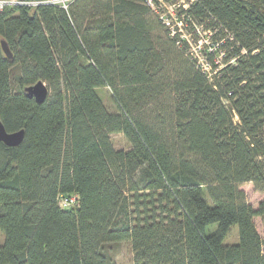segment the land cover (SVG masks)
Masks as SVG:
<instances>
[{
    "label": "trees",
    "instance_id": "16d2710c",
    "mask_svg": "<svg viewBox=\"0 0 264 264\" xmlns=\"http://www.w3.org/2000/svg\"><path fill=\"white\" fill-rule=\"evenodd\" d=\"M187 14L212 33L202 63L143 0L0 10V121L24 131L0 141V264H117L121 241L134 264H264L241 188L264 194V0Z\"/></svg>",
    "mask_w": 264,
    "mask_h": 264
},
{
    "label": "built area",
    "instance_id": "2783aa9c",
    "mask_svg": "<svg viewBox=\"0 0 264 264\" xmlns=\"http://www.w3.org/2000/svg\"><path fill=\"white\" fill-rule=\"evenodd\" d=\"M74 0H0V10L12 7H37L41 5H55L68 9ZM144 3L158 16L161 23L169 31V35L177 41H188L193 35H200V40H205L203 35L212 33L207 30H200L201 25L196 24L187 11L195 0H143ZM202 29V28H201ZM207 69V67H205ZM77 203L75 195L61 197L59 204L62 207L73 206Z\"/></svg>",
    "mask_w": 264,
    "mask_h": 264
},
{
    "label": "rangeland",
    "instance_id": "374dc122",
    "mask_svg": "<svg viewBox=\"0 0 264 264\" xmlns=\"http://www.w3.org/2000/svg\"><path fill=\"white\" fill-rule=\"evenodd\" d=\"M201 30V28H200ZM202 31V30H201ZM205 40H200V35H193L192 39L190 40L189 48H188V55H193L197 57L199 60V63H202V56L204 53V49L210 45V40L203 35ZM196 40V41H195ZM212 49V48H211ZM97 93L102 98L103 104L110 110V111H116L117 107L116 104L112 98L111 90L108 86L99 87L97 89ZM110 139L112 142V145L115 148H128L129 143L125 139L124 135L121 133H112L110 135ZM241 188L245 192V196L247 199V202L253 207L256 208L258 204L261 201H264V194L256 191L253 187L252 183H244L241 185ZM254 223L256 225L257 231L261 235L263 241H264V228L261 223V218L256 216L254 217ZM216 228V224H212L208 227L207 230L212 231ZM238 238L237 234V226L234 225L227 237L225 238V243H231L236 242ZM0 241H3V234L0 231ZM263 249H264V243H263ZM110 251L113 253L115 261L117 264H134V256L133 251L130 245L129 241H121L117 243L110 244Z\"/></svg>",
    "mask_w": 264,
    "mask_h": 264
},
{
    "label": "water",
    "instance_id": "95a60500",
    "mask_svg": "<svg viewBox=\"0 0 264 264\" xmlns=\"http://www.w3.org/2000/svg\"><path fill=\"white\" fill-rule=\"evenodd\" d=\"M1 47L5 55L7 57H11V52L4 41H1ZM24 92L27 96L34 97L37 102H41L46 96L47 87L44 82L38 80L32 85L24 87ZM23 134V129L11 132L7 131L2 122L0 121V141L5 143L6 145L14 146L19 144L23 138Z\"/></svg>",
    "mask_w": 264,
    "mask_h": 264
}]
</instances>
